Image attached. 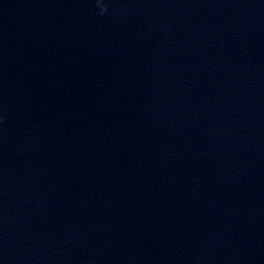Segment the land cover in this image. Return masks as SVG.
Masks as SVG:
<instances>
[{
	"label": "water",
	"instance_id": "1",
	"mask_svg": "<svg viewBox=\"0 0 264 264\" xmlns=\"http://www.w3.org/2000/svg\"><path fill=\"white\" fill-rule=\"evenodd\" d=\"M0 264H264V0H0Z\"/></svg>",
	"mask_w": 264,
	"mask_h": 264
}]
</instances>
